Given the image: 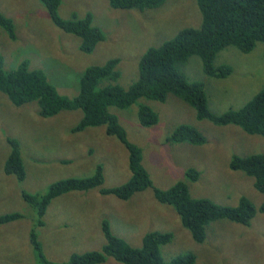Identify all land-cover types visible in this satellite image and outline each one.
I'll return each mask as SVG.
<instances>
[{
  "label": "rangeland",
  "instance_id": "374dc122",
  "mask_svg": "<svg viewBox=\"0 0 264 264\" xmlns=\"http://www.w3.org/2000/svg\"><path fill=\"white\" fill-rule=\"evenodd\" d=\"M0 11L10 17L16 37L0 27V55L6 69L26 60L32 69H43L63 94L74 96L79 78L87 67L118 58L119 83L128 87L139 77V62L152 46L172 38L185 27H198L202 12L197 0H167L145 10L120 9L109 0H62L58 9L65 20L90 14L105 34L93 52L81 49V39L59 27L41 0H0ZM215 65L229 64L233 71L225 78L205 74L198 55L181 70L190 80L206 83L209 106L218 114L243 107L264 87V42L250 52L235 46L220 51ZM139 103L152 107L158 123L143 126L138 120ZM127 109L114 108L129 139L143 151V163L154 184L169 188L179 180L188 183L194 197H208L220 204L237 205L242 196L257 206L250 224L217 219L207 227L204 242H197L182 224L173 206L157 200L152 188L122 200L102 195L99 190L72 192L56 198L46 223L39 231L47 256L65 261L75 252L101 249L105 242L101 223L110 222L114 234L133 246H141L146 232H172L173 239L162 246L165 259L195 253V264H264V212L259 207L264 193L254 186V178L230 167L232 157L264 153V136L249 134L234 124L217 125L199 119L185 100L170 94L166 101L141 98ZM82 118L81 110H62L50 117L39 113L36 101L17 106L0 91V216L27 211L22 189L44 192L51 183L72 176H87L101 163L107 187L119 185L131 175L129 153L104 126L71 129ZM181 124H191L206 137L195 145L171 142L168 136ZM10 138L20 141L27 170L19 182L4 170L10 152ZM197 169V180L187 177ZM29 219L0 223V264H35L30 244ZM102 264H122L109 257Z\"/></svg>",
  "mask_w": 264,
  "mask_h": 264
},
{
  "label": "trees",
  "instance_id": "16d2710c",
  "mask_svg": "<svg viewBox=\"0 0 264 264\" xmlns=\"http://www.w3.org/2000/svg\"><path fill=\"white\" fill-rule=\"evenodd\" d=\"M49 10L55 23L68 33L80 37L81 49L93 52L105 39L103 31L93 23L88 14L84 18L63 19L58 9L62 0H41ZM167 0H109L114 8L145 10L163 5ZM202 12V23L198 27H185L175 36L158 46L150 47L139 62V77L128 87L118 81V58L102 65H92L82 72L79 90L69 96L59 91L43 69L30 68L24 60L13 69H6L0 55V91L17 106L36 101L39 113L50 117L62 110H81L82 118L72 127L80 132L88 127L104 126L108 135L116 136L127 148L131 175L125 182L107 187L103 164L87 176L62 178L50 184L44 192L22 189V200L27 211H15L0 216V223L29 219L31 225L30 244L35 264H102L109 257L122 264H195L197 256L189 252L165 259L162 246L173 239L172 232L152 230L145 233L141 246H133L124 238L113 233L110 222L101 223L105 242L101 249L75 252L65 261L50 259L44 251L39 231L46 223V216L53 201L72 192L99 190L102 195H113L122 200L130 199L135 193L152 188L155 197L169 204L178 212L182 224L197 242H204L208 225L217 219H228L248 225L257 214V206L246 196L237 205L220 204L208 197H194L189 185L179 180L166 189L157 187L149 170L143 163L142 148L128 137L126 128L114 108L127 109L139 103L141 98L166 101L170 94L185 100L197 111L199 119H208L217 125L234 124L249 134L264 136V87L243 107L215 113L209 106L206 83L190 80L181 67L194 55L203 63L205 74L225 78L233 69L229 64L215 65L220 51L235 46L247 53L259 42H264V0H197ZM0 27L11 38L16 37L13 20L0 11ZM157 112L147 104L139 103L138 120L143 126L158 123ZM171 142H187L200 145L206 142L204 134L191 124L177 126L168 136ZM10 152L4 170L19 182L27 176L20 141L10 138ZM230 167L242 170L254 178V186L264 193V153H252L232 157ZM187 177L197 180L200 173L190 168ZM259 209L264 212V201Z\"/></svg>",
  "mask_w": 264,
  "mask_h": 264
}]
</instances>
